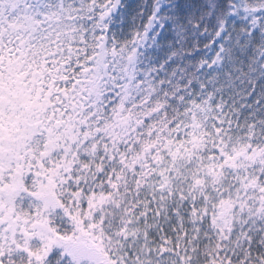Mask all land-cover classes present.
<instances>
[{
  "label": "snow or ice",
  "instance_id": "obj_1",
  "mask_svg": "<svg viewBox=\"0 0 264 264\" xmlns=\"http://www.w3.org/2000/svg\"><path fill=\"white\" fill-rule=\"evenodd\" d=\"M0 264H264V0H0Z\"/></svg>",
  "mask_w": 264,
  "mask_h": 264
}]
</instances>
